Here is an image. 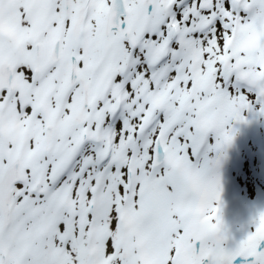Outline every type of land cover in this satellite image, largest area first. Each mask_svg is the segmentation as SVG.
Listing matches in <instances>:
<instances>
[{"label": "snow or ice", "instance_id": "1", "mask_svg": "<svg viewBox=\"0 0 264 264\" xmlns=\"http://www.w3.org/2000/svg\"><path fill=\"white\" fill-rule=\"evenodd\" d=\"M246 113L264 0H0V264H264V208L223 219Z\"/></svg>", "mask_w": 264, "mask_h": 264}, {"label": "rangeland", "instance_id": "2", "mask_svg": "<svg viewBox=\"0 0 264 264\" xmlns=\"http://www.w3.org/2000/svg\"><path fill=\"white\" fill-rule=\"evenodd\" d=\"M254 114V113H250ZM246 118L250 119L249 113H246ZM262 116L256 115L255 120L261 119L264 124V118H260ZM249 122V121H248ZM251 123V122H250ZM243 125V124H242ZM237 122H234L232 128L234 132L236 131ZM261 130L260 125H252L251 132L248 135H243L244 138L241 140H236L235 145L230 148H226V161H229L228 155H231V164L233 158L238 162V164H234L233 166H226L224 170L234 178V182L225 183L226 187H223V190L232 189L234 190V194L239 197V199H245L252 204L251 207L247 209L248 213H254L256 209V198L258 194V188L260 185V181L262 184V180H258L254 175L257 176V161L260 158V153L264 152L261 148V144L259 142V137L262 136L259 132ZM259 136V137H258ZM259 155V156H258ZM258 156V157H257ZM244 163V164H243ZM245 170L249 176V178L244 179ZM252 175V176H251ZM254 176V177H253ZM240 182V183H239ZM250 182V183H248ZM244 191V192H243ZM258 208V207H257ZM238 228V229H237ZM240 227L236 226V229L240 231ZM232 230V229H231ZM232 238L234 240H239L242 238L239 234L232 233ZM232 241L230 240L229 243Z\"/></svg>", "mask_w": 264, "mask_h": 264}, {"label": "bare ground", "instance_id": "3", "mask_svg": "<svg viewBox=\"0 0 264 264\" xmlns=\"http://www.w3.org/2000/svg\"><path fill=\"white\" fill-rule=\"evenodd\" d=\"M256 115L257 114H255V113L254 114H250L249 113V116H250L251 121H254L255 120ZM245 132L247 134V133H250L251 131L248 130V129H244V127H240V129L238 130V135H240V137H242L243 134H245ZM262 135L263 136L259 139L261 141H263V139H264V131H263ZM263 143H264V141H263ZM225 159L226 158L223 159L222 163L225 161ZM258 166H259V168L257 170V176H256V178L264 181V155H262L259 158ZM222 167H224V166L221 165L220 174H221V181H222V188H223V187H226V184L225 183L228 182V178H225L224 175H225V172L226 171ZM231 193L232 192H230V191L228 192V190H223L222 191V200H224V197L225 196H229ZM256 203H257L256 209H257V207L258 208H264V185L261 186V190H260V192H259V194L257 195V198H256ZM248 205H250V204H248ZM248 205H246L245 199H242L241 200V199H239L238 196H235L234 198L231 199L229 207L236 208L239 211V213H245V212H247V209L249 208ZM224 218L228 222H230V223H234V221H236V219L233 218L230 214L229 215H226V216L224 215ZM239 223H240V221H239ZM240 226H241V230L239 231V235L242 237L244 235V229L246 227L245 226H242L241 223H240Z\"/></svg>", "mask_w": 264, "mask_h": 264}]
</instances>
